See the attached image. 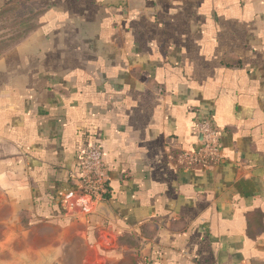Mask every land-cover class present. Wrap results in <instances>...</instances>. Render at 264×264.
Returning a JSON list of instances; mask_svg holds the SVG:
<instances>
[{
  "label": "crops",
  "instance_id": "0c3cea01",
  "mask_svg": "<svg viewBox=\"0 0 264 264\" xmlns=\"http://www.w3.org/2000/svg\"><path fill=\"white\" fill-rule=\"evenodd\" d=\"M15 4L43 14L0 54V264H264V0L0 12ZM201 114L224 159L186 169ZM90 140L109 169L99 201L78 193Z\"/></svg>",
  "mask_w": 264,
  "mask_h": 264
},
{
  "label": "built area",
  "instance_id": "2783aa9c",
  "mask_svg": "<svg viewBox=\"0 0 264 264\" xmlns=\"http://www.w3.org/2000/svg\"><path fill=\"white\" fill-rule=\"evenodd\" d=\"M194 131L199 136V146L194 151H181L177 155L178 163L186 169L197 166L214 168L224 159L221 145V131L214 124L213 117L199 115L193 123ZM76 177L78 193L83 198L99 201L106 193L109 182V169L103 147L90 140L78 151ZM76 193L69 192L65 200L72 199ZM137 264H154L148 257H140Z\"/></svg>",
  "mask_w": 264,
  "mask_h": 264
},
{
  "label": "rangeland",
  "instance_id": "374dc122",
  "mask_svg": "<svg viewBox=\"0 0 264 264\" xmlns=\"http://www.w3.org/2000/svg\"><path fill=\"white\" fill-rule=\"evenodd\" d=\"M43 12L35 4H15L0 13V53L6 52L40 24Z\"/></svg>",
  "mask_w": 264,
  "mask_h": 264
},
{
  "label": "trees",
  "instance_id": "16d2710c",
  "mask_svg": "<svg viewBox=\"0 0 264 264\" xmlns=\"http://www.w3.org/2000/svg\"><path fill=\"white\" fill-rule=\"evenodd\" d=\"M10 7H11V6H10ZM8 9H9V7H8L7 9H5L4 11L0 12V13H3V12H5V11H7ZM34 30H35V29H34ZM34 30H32L31 32H33ZM31 32L26 33V35H24L23 38H25V37H26L28 34H30ZM23 38H22V39H23ZM0 54H2V53H0ZM76 170H77V168H76ZM71 190H72V189H71ZM69 192H71V191L68 190L67 192L63 193V194L60 196V198H59L60 204L63 202L65 196H66ZM60 206H61V205H60Z\"/></svg>",
  "mask_w": 264,
  "mask_h": 264
}]
</instances>
